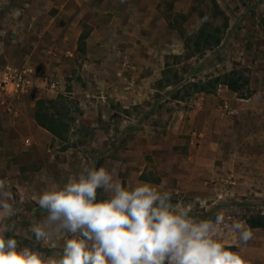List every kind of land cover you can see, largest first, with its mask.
Wrapping results in <instances>:
<instances>
[{"label": "crops", "instance_id": "0c3cea01", "mask_svg": "<svg viewBox=\"0 0 264 264\" xmlns=\"http://www.w3.org/2000/svg\"><path fill=\"white\" fill-rule=\"evenodd\" d=\"M115 3L117 10L123 12L118 15H125L129 22L126 9L130 4L135 8L134 1ZM148 12L152 16L149 19L159 14V21L163 22L159 11ZM118 18L108 17L107 25L124 26L123 33L114 36L115 33L98 30L86 39L91 45L101 42L88 50L91 57L97 58L91 59L90 66L100 94L96 100L81 102L86 109L81 121L95 127L91 144L98 153L95 161L102 159L91 165L115 167L117 179L125 186L163 182L166 190L189 197L194 206L204 204L211 220L221 217L218 238L247 264H264V226L251 228L247 219L252 212L241 204L264 201V92L248 98L237 97L233 96L237 91L221 83L222 88L195 92L189 100L157 96L161 93L158 85L169 67L158 49L143 55L132 54L135 59L124 58L119 72H123V77L116 78L110 58L105 59L112 51L109 42L140 39L138 32L127 28L126 21L117 22ZM246 18L245 15L244 21ZM259 37L264 39V31H259ZM259 52L258 60L262 61L264 52ZM166 88L175 86L168 84ZM11 100L0 102V178L11 184L12 203L17 211L41 218L42 210L35 202L39 195L53 184L63 185L69 176L77 177L84 168H91L90 164H84V160L89 162L91 158L89 153L78 149L52 150L50 144L58 138L37 122V101L26 105L23 96ZM138 106L140 116L134 115ZM131 132L137 133V139L127 143L122 158L115 157L113 141H121ZM177 143L184 144L183 152L175 149ZM58 153L60 158L56 157ZM54 168L59 171L56 178L51 175ZM253 193L263 198L257 200ZM193 211L195 214L196 208ZM6 224L7 220L0 216V229ZM235 224L251 231L252 238L247 243L240 241ZM44 251L51 254L50 250Z\"/></svg>", "mask_w": 264, "mask_h": 264}, {"label": "rangeland", "instance_id": "374dc122", "mask_svg": "<svg viewBox=\"0 0 264 264\" xmlns=\"http://www.w3.org/2000/svg\"><path fill=\"white\" fill-rule=\"evenodd\" d=\"M115 1L0 0V73L5 65L34 66L37 72L35 87L29 94L21 95L27 99L26 105L29 101L36 102L38 99L48 102L53 100L56 103L54 110L63 117L64 125L61 129L63 128L65 137L54 139L50 144L51 149L61 152L65 148L70 152L78 149L89 153L91 160H84V164H90L91 168V164H98L102 159L97 158L95 161L98 153L91 147L96 135L95 127L81 121V116L86 112L81 102L96 100L100 94L96 90L98 83L90 66L91 59L96 61L97 58L91 57L88 50L101 42H93L91 45L86 39L91 38L92 33L98 30L115 33L114 36L124 32V26L107 25L108 17L110 20L119 17L117 22L126 21L125 15H118L123 12L117 10ZM129 1H134L132 7L135 8H131L130 4L126 9L130 20L126 21L127 28L138 32L140 39L136 42H109L112 51L105 59L110 58L116 78L123 77V72H119L124 58L135 59L132 54L143 55L148 54V50L158 49L162 52V60L169 67L165 69L164 82L158 85L161 93H157V96L189 100L195 96L192 84L207 83L218 76H222L224 80H237L239 91L233 96L248 98L255 93L264 92V58H261L262 61L258 60L259 51L264 52V39L259 37V31H264V0ZM126 4H122L123 7ZM149 9L151 12L153 9L159 11L163 22L159 21V14L154 19H149L152 17L148 14ZM245 15L247 18L244 21ZM204 21L209 24L206 32L219 37L220 44L209 50H198L197 44L193 43L187 48V38L196 36ZM79 36L84 37L85 41H81ZM52 82H56L55 88L51 87ZM168 84H173L175 88L167 90ZM15 97L20 96L8 95L6 99L1 98L0 102L10 103ZM111 99L116 102L114 97ZM139 112L141 113V108L138 106L134 115L138 116ZM130 134L121 141H113L116 147L113 154L115 157L122 158L127 143H134L137 139V133ZM175 149L183 152L184 144L177 143ZM92 153L95 154L92 156ZM59 156L58 153L56 157L60 158ZM51 175L56 178L59 171L54 168ZM253 196L257 200L263 198L256 193ZM172 202L190 205L192 212L196 208L195 214L191 212L196 218L211 219L204 204L194 206L185 195L173 194ZM241 204L245 210L252 212V217L260 215L264 218V201L249 200L242 201ZM28 214L19 210L17 215L7 220V224L15 223L16 230L6 235H15L22 245L48 252L49 249L34 244V238L29 232L30 219L40 217H30Z\"/></svg>", "mask_w": 264, "mask_h": 264}, {"label": "clouds", "instance_id": "9594fccd", "mask_svg": "<svg viewBox=\"0 0 264 264\" xmlns=\"http://www.w3.org/2000/svg\"><path fill=\"white\" fill-rule=\"evenodd\" d=\"M115 167L84 168L36 199L40 219H30L34 244L22 245L15 223L0 229V264H247L217 234L215 221L191 215L190 205L173 203L163 182L125 186ZM7 179L0 178V216L17 215ZM239 239L252 233L235 224Z\"/></svg>", "mask_w": 264, "mask_h": 264}, {"label": "trees", "instance_id": "16d2710c", "mask_svg": "<svg viewBox=\"0 0 264 264\" xmlns=\"http://www.w3.org/2000/svg\"><path fill=\"white\" fill-rule=\"evenodd\" d=\"M208 25V22L204 21L197 35L193 38H187V48H190V43H193L197 44L198 50L207 48V50H209L212 49L213 46L215 47L220 44L221 40L219 37H217L212 32H206V27ZM81 41H85L84 37L81 38ZM163 82L164 81H161L160 83L162 84ZM221 83L229 85V87L234 91H239L237 80H233L232 78H227L224 80L222 76H218L215 79L209 80L207 83L205 82L192 85L194 86L195 92H213ZM54 104L56 103H54L53 100H49L48 102L46 100L38 99L35 108V118L42 127L52 132L58 139H62L65 137L63 136V128L61 129V127L64 125V123H62L63 117L62 115L57 114V112L54 110ZM247 222L251 228L264 226V218L260 215L249 217Z\"/></svg>", "mask_w": 264, "mask_h": 264}, {"label": "built area", "instance_id": "2783aa9c", "mask_svg": "<svg viewBox=\"0 0 264 264\" xmlns=\"http://www.w3.org/2000/svg\"><path fill=\"white\" fill-rule=\"evenodd\" d=\"M37 72L34 66L16 67L5 65L0 73V100L8 95L21 96L29 94L36 84ZM48 82V81H47ZM56 82L51 87H56Z\"/></svg>", "mask_w": 264, "mask_h": 264}]
</instances>
